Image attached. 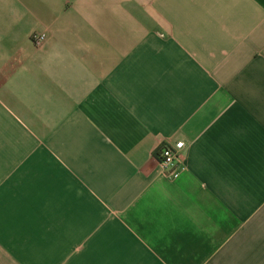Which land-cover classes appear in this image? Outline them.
<instances>
[{
	"label": "crops",
	"instance_id": "1",
	"mask_svg": "<svg viewBox=\"0 0 264 264\" xmlns=\"http://www.w3.org/2000/svg\"><path fill=\"white\" fill-rule=\"evenodd\" d=\"M0 264H264V0H0Z\"/></svg>",
	"mask_w": 264,
	"mask_h": 264
},
{
	"label": "built area",
	"instance_id": "2",
	"mask_svg": "<svg viewBox=\"0 0 264 264\" xmlns=\"http://www.w3.org/2000/svg\"><path fill=\"white\" fill-rule=\"evenodd\" d=\"M46 39L43 34L33 36V42L37 46H41ZM185 149L183 142L167 143L161 148L158 157V163L162 173L170 179H177L185 170L186 167L182 162V152Z\"/></svg>",
	"mask_w": 264,
	"mask_h": 264
},
{
	"label": "trees",
	"instance_id": "3",
	"mask_svg": "<svg viewBox=\"0 0 264 264\" xmlns=\"http://www.w3.org/2000/svg\"><path fill=\"white\" fill-rule=\"evenodd\" d=\"M157 157H159V155Z\"/></svg>",
	"mask_w": 264,
	"mask_h": 264
}]
</instances>
